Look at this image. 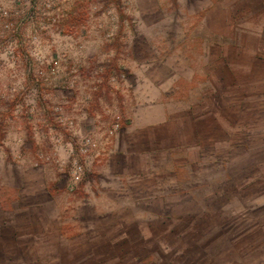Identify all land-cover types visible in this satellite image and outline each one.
<instances>
[{
    "label": "rangeland",
    "instance_id": "1",
    "mask_svg": "<svg viewBox=\"0 0 264 264\" xmlns=\"http://www.w3.org/2000/svg\"><path fill=\"white\" fill-rule=\"evenodd\" d=\"M33 1V64L50 56L57 69L0 70V264H264V0ZM64 15L67 28L76 20L72 41L51 24ZM95 44L110 71L95 70ZM93 79L119 103L82 131L70 113L101 101L100 88L77 84ZM95 133V163L115 138L118 149L70 191V162L95 163L66 145L79 135L100 145ZM27 156L60 179L11 195Z\"/></svg>",
    "mask_w": 264,
    "mask_h": 264
},
{
    "label": "built area",
    "instance_id": "2",
    "mask_svg": "<svg viewBox=\"0 0 264 264\" xmlns=\"http://www.w3.org/2000/svg\"><path fill=\"white\" fill-rule=\"evenodd\" d=\"M21 1H25L24 7L22 6ZM35 6L36 3L33 0H0V21L3 23V26L1 27L3 39L0 41V70L3 71L8 69L11 71L25 72L36 71L38 74H43V71L45 70H49L50 73L56 72L57 60L52 59L50 61L49 56V63L47 65L44 63H41L38 66L37 64L34 65L33 54L30 47H28L30 45H28V43H30V37L24 32V28L26 27L25 25H29L35 20ZM69 18L67 20H70ZM67 20L66 15H64L62 18L56 20L53 19L51 21V24L59 30L60 40H65L66 42L74 39L71 36L72 33L66 31H69L71 30L69 28H74V26H76L75 20L74 23L67 28ZM76 29L77 27L74 28V30ZM33 40H36V38L33 37L32 41ZM68 71L69 75L75 79L77 76L76 68L70 66ZM29 75H27V77L32 76ZM75 80L72 82L76 83L77 80ZM30 82L39 85L36 79H27V83L30 84ZM63 84L64 82L60 84V86L64 87ZM118 120L119 119L113 121L108 129L104 130L105 142H110L116 131L120 128V122ZM78 138L79 140H77L76 144L74 143L72 145V143H67L65 150L69 153L79 152L80 155L84 157L88 155L89 162L94 164V160L99 157V152L102 150V147L92 137L79 135ZM107 143L105 144L107 145ZM62 166H64V163ZM86 166L76 160V158L70 162L67 171L69 177L68 188L70 191L77 189V186L82 182ZM60 171H64L62 167L60 168Z\"/></svg>",
    "mask_w": 264,
    "mask_h": 264
},
{
    "label": "crops",
    "instance_id": "3",
    "mask_svg": "<svg viewBox=\"0 0 264 264\" xmlns=\"http://www.w3.org/2000/svg\"><path fill=\"white\" fill-rule=\"evenodd\" d=\"M123 23H124V21H123ZM125 23H127V22H125ZM123 34L128 36L126 33H123ZM97 39L99 40V38H97ZM92 51H93V53L95 52L93 54L94 58H92L94 60L95 64H96L95 70L97 71V69L100 68V70L103 69V70L110 71L105 66V62L107 60L104 61L105 57L101 56V55H104V54H101L100 49L98 48V44L93 45ZM91 52H90V54L88 52L87 55L89 54V56L92 57ZM107 56H114V53L112 51H110ZM118 56H120V55H118ZM124 56L125 55H122L123 58H124ZM130 68L132 70L131 66H130ZM112 70H116L115 67H112ZM145 70H146V67L141 66V65L136 66V68L133 67V72L135 71V72L139 73L136 76L137 79H135L133 81V85H134V88H137V90L135 91V94L137 96L138 103H140V104H143L145 102V100H146V94H145V93H147V92H145V87H147L146 83H145L146 80H144L142 78V76H141V72H144ZM96 83H98V84H96ZM77 84H79L82 88H88V89L100 88L99 91L102 92L101 93L102 99H101V101L98 104L91 105L90 102L83 101L81 104L78 105V102H75L74 108L71 109V113L70 114L75 116L76 120H80L81 127L83 125H85L83 122H86V121H89V120H96L97 118L102 117L103 115H107V113H103V110L105 109V107H107V109H110V107L112 106V109H110L111 111H115L116 108L118 107V103L119 102L112 103V104L107 102L106 96L108 94L109 95H113V96H114V94H116V96H117V91L106 92L104 90L106 88L107 84H109V87L111 88L110 83L105 82V81H101V80L97 81V80L93 79V80H87V81L79 80ZM112 87L113 88H117V83H116V87H115L114 84L112 85ZM85 92H86L85 90H81V92L79 91V93H81L83 95L85 94ZM154 96H156V95L154 94ZM116 99L117 100L119 99L118 96H117ZM53 100H55L56 102H58L57 100H59V103H62L64 101L65 103L68 104V97L67 96L66 97L58 96V97H55ZM102 118L106 119V120L109 119V118H107L105 116H103ZM82 131H83V127H82ZM84 131H85V129H84ZM94 136L98 140H100V146L102 147V143L103 142L100 139V135L95 133ZM108 146L109 145H107V152H108V157L107 158H108V161L104 160L103 157H102V161H99V163L96 162L94 164V166L93 165H88L89 169L87 168L86 171L91 172V174H95L96 170L100 169V171H101L103 168L106 169L108 164L110 165V163H111V159L110 158L114 154L115 150L118 149V147H117L118 146L117 138H115V140L113 141V143H112L113 147L112 148L110 146L109 147ZM103 161L106 163V164L104 163L105 164L104 167L100 166L101 163L103 164ZM16 167H17V171L15 172V174H16V178H15L16 183H15V186L12 187L13 190H12L11 195H38L39 194L38 193L39 192V187H37V185L39 186V183L40 184L41 183H46V185H47L48 183H50V181H55L57 178L60 179L54 173L50 172L51 170H49V171H47V170L46 171L45 170L44 171L43 170L40 171V170L34 169V164H32V160H31L30 156H27V158H25V160L18 161V166H16ZM100 167H102V168H100ZM24 183H25L26 186L22 187V184H24Z\"/></svg>",
    "mask_w": 264,
    "mask_h": 264
}]
</instances>
